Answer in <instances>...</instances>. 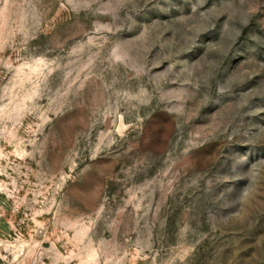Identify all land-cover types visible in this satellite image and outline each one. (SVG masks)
Masks as SVG:
<instances>
[{
    "label": "rangeland",
    "instance_id": "rangeland-1",
    "mask_svg": "<svg viewBox=\"0 0 264 264\" xmlns=\"http://www.w3.org/2000/svg\"><path fill=\"white\" fill-rule=\"evenodd\" d=\"M0 264H264V0H0Z\"/></svg>",
    "mask_w": 264,
    "mask_h": 264
}]
</instances>
